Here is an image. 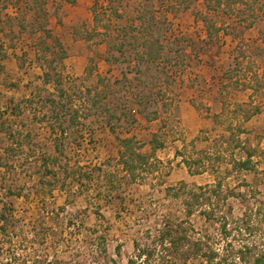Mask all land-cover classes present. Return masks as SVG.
Returning <instances> with one entry per match:
<instances>
[{
    "label": "rangeland",
    "instance_id": "obj_1",
    "mask_svg": "<svg viewBox=\"0 0 264 264\" xmlns=\"http://www.w3.org/2000/svg\"><path fill=\"white\" fill-rule=\"evenodd\" d=\"M29 6L37 13L47 11V20L56 23L49 29L51 38L43 30L23 33L17 18L5 19L15 30L0 38L15 47L35 39L43 77L49 75L46 82L32 74V81L21 84L17 67L3 77L0 69V215L10 202L11 226L17 229H11L12 240L29 264L36 259L128 264L135 255V241L145 245L148 233L156 234L165 219L185 218L182 202L167 196L168 187L185 183L194 189L219 180L222 193H236L227 201L213 197L212 209L226 220L210 222L196 212L191 218L196 234L211 237L221 253L229 249L236 254L251 243L264 247V224L258 216L264 201V88L257 93L246 88L264 75V0H242L233 11L227 7L210 11L205 0H31ZM207 20L227 26L213 42ZM251 21L254 26L249 28ZM144 26L166 45L165 58L157 64L139 59L132 31L123 32ZM69 42L80 46L67 50ZM4 55L0 52V62ZM22 63L19 60V70ZM190 92L198 97L190 101L193 108H186L180 102L190 99L192 94L185 96ZM98 93L105 97L96 103ZM247 103L261 112L244 122L232 112ZM8 105L19 117L3 119L1 109ZM192 118L214 124H202L198 132L197 123L188 122ZM230 124L246 129L240 139L249 138L258 149L256 172H232L231 155L236 159L246 155L224 144ZM156 133L166 143L155 156L158 171L140 173L134 182L118 162V139L134 137L150 153ZM203 149L212 155L209 162L205 158L208 170L191 176L176 152L198 158ZM217 151L222 161L213 157ZM87 172H92L93 181L79 180ZM9 190L20 193V198H7ZM248 206L258 212H253L251 233L241 223ZM3 221L0 216V225ZM34 223L42 225L39 230L44 225L47 240L35 237L34 229L30 232ZM102 235L107 256L98 248ZM4 239L0 236V246L7 248ZM193 263L200 261L189 262Z\"/></svg>",
    "mask_w": 264,
    "mask_h": 264
},
{
    "label": "trees",
    "instance_id": "obj_2",
    "mask_svg": "<svg viewBox=\"0 0 264 264\" xmlns=\"http://www.w3.org/2000/svg\"><path fill=\"white\" fill-rule=\"evenodd\" d=\"M242 0H205L206 7L210 11H218L222 8L227 7V9L233 11L234 8L240 4ZM18 5V4H17ZM94 19H97L98 12L93 9ZM116 16L123 17L121 13H116ZM141 19V17H139ZM10 19V18H8ZM208 24L209 32V42H213L215 37H218L219 34L224 31L227 26L217 25L212 20L206 21ZM23 25V24H22ZM21 25V27H22ZM46 26V25H45ZM254 26V21H251L248 25L249 28ZM132 31V38L135 41L136 51L139 54V59L145 60L150 64H157L164 60L166 54V45L162 41L161 37L153 32L151 27L124 29L123 32L125 35H128V31ZM3 32V29L0 28V33ZM47 38H51V33L48 29L43 30ZM1 41V39H0ZM191 42H194L191 40ZM132 45V44H131ZM14 44H7L6 42H0V52L4 53L7 56V51L14 48ZM121 53L123 49L121 47H115ZM47 49H49L47 47ZM63 59V58H62ZM49 75L46 74L44 81H48ZM259 77H257L258 79ZM261 79L257 80L256 85L246 86L247 89L253 90V93L259 92L264 88V75L260 77ZM92 93V91L90 92ZM97 95V94H96ZM105 97L104 94L98 93L96 103L100 102ZM11 106V105H10ZM9 105L7 106L6 113L10 110L11 113H15L14 109H10ZM107 110V109H106ZM261 108L253 104H238L233 109V115L237 118H241L244 122L250 121L254 116L260 114ZM58 119V116H56ZM220 116H215L214 120H219ZM62 128V127H61ZM55 130V129H54ZM67 131L62 129V135H65ZM227 132L229 133L228 138L225 139L224 144H228L229 148L234 150H242L246 157L236 159L231 155L230 164L233 167V171H254L258 170L257 162L254 161L255 156L258 154V149L254 148L251 140L249 138L241 140L240 137L243 134H246L247 131L241 125L230 124L227 127ZM227 140V141H226ZM119 141V164L123 167L124 171L130 176L131 180L136 182L140 173L145 171L154 172L158 171L156 166L159 161L155 159L156 153L158 150L165 148V141L161 140L160 136L156 133L153 135L150 141L151 151L150 153H145L143 151L144 145L134 137H125L118 139ZM220 140L216 141L217 142ZM195 143H192L194 146ZM195 147V146H194ZM202 156L195 158L194 156L186 157L182 151H177V156H182V163L186 166L188 173L191 176L203 175L207 172V162L212 159V155H208V150L203 149L201 152ZM213 157H216L218 161L224 159L222 153L216 152ZM50 159H46L49 161ZM45 161V166L47 168L48 163ZM149 169V170H148ZM100 173L103 172L102 168H99ZM50 174L55 172L49 171ZM230 174V173H229ZM79 178V175H76ZM100 176V175H99ZM93 181L92 172H87L83 174V177H80L79 180ZM223 183L222 181H216L213 185L198 186L194 189H190L187 184L182 183L180 186L168 187L166 189L167 196L180 200L184 206L185 218L184 219H165L163 221L162 228L157 231L156 234L148 233V243L145 245L135 241V255L128 259V264H153V262H158V264H189L190 261L199 260V264H264V247L255 245L254 243L241 246L237 253L234 254L229 249L226 251L228 253H221V251L215 248L211 243V237L207 235H198L196 234L195 225L192 223L191 218L195 215L196 212H199L207 221L226 220V217H217V213L212 209V200L214 199H223L227 201L230 197L235 196L233 190H228L226 193H222ZM21 194L16 191L9 190L6 193L7 198L18 197L20 198ZM243 196V195H241ZM260 212L258 216H261L260 223L264 224V201L260 204ZM63 210V209H62ZM253 212L258 214L257 211L250 206L246 207L245 214L241 219V223L244 226V230L248 233L252 232L251 229V218ZM14 213L13 205L8 202L5 204L3 209V215H0L4 221L0 225V236L5 237L9 246H0V264H29L28 257H25L21 254L18 249L19 246L15 245L13 242L11 229L17 230L16 226H11L12 222L10 219ZM227 222L222 223L223 231L228 238L230 232L227 230ZM42 225L35 226L32 225L31 231L34 229L35 237L39 238L41 241L48 239V233L43 232L38 229ZM24 237H28L24 234ZM197 237H196V236ZM4 239V240H5ZM100 240L103 241L98 248L100 253H105L107 256V249L105 246V237L102 235ZM24 242V241H23ZM22 242V244H23ZM24 245V244H23ZM119 253V249H118ZM33 264H64L63 261L55 259H36ZM194 264V263H193Z\"/></svg>",
    "mask_w": 264,
    "mask_h": 264
},
{
    "label": "crops",
    "instance_id": "obj_3",
    "mask_svg": "<svg viewBox=\"0 0 264 264\" xmlns=\"http://www.w3.org/2000/svg\"><path fill=\"white\" fill-rule=\"evenodd\" d=\"M45 2H47L48 0H44ZM29 2H31V0H0V28L3 29V32L0 33V38L2 37L3 33H11V30H15L14 26L11 27V25H8L5 22L6 18H17L18 20V24H19V29H23V33L25 32H36L39 34H42L43 32L41 30L44 29H51L52 27H55L56 23L50 19L47 20V18L49 17V15H47V11L46 13H37V9L30 8L29 6ZM17 3H19L20 5H17ZM23 3V4H22ZM45 8V5L43 8H40V10H43ZM69 7H67L68 9ZM80 12H82V9L79 8ZM84 11V10H83ZM88 11L82 12L81 14H86L87 15ZM11 13V14H10ZM31 18L32 21L31 23L26 21V19ZM50 23V25H49ZM23 24V25H22ZM52 24V25H51ZM22 25V27H21ZM40 26H43L42 29L39 28ZM46 25V26H45ZM58 32H61L58 29ZM19 33V31H18ZM35 39H30L29 42L25 43V44H21L18 45L10 50L7 51V56H3V60L0 62L1 63V77H3L4 72H6V70H9L11 68H16L17 71V75L20 76L23 80V82L21 84H26L29 83L30 81L33 80V77H31L32 74H36L38 76V80L39 81H43L44 79V74H43V70L41 68V66L39 65V58L41 56L40 54V50H38L37 47V42L35 41ZM73 42V41H72ZM72 42H69V45L66 46L67 50L72 49L74 46L79 47L80 44L79 42H76V44H73ZM12 43H9V45ZM31 50H34L35 52L32 54ZM19 60L23 61L24 63H22L23 67L22 70H19L18 68V62ZM63 61H67V59H64ZM39 63V64H38ZM12 72V71H11ZM4 92V91H3ZM11 94V93H10ZM192 94L189 98L190 99H186L188 97H186L185 99L183 98L181 100V104L180 105H184L186 108L191 106L190 105V101L194 98L198 97V94L193 92V93H185V96H188ZM25 98H28V95L25 96ZM188 101V103H187ZM192 107V106H191ZM193 108V107H192ZM6 108H2V113L3 115V119L5 118L4 116L8 115L9 118H16L19 117V113L15 112V113H11L10 110H8L9 112L7 114L5 111ZM219 113V112H218ZM11 115V116H10ZM195 116L198 117L199 113H195ZM211 121V120H210ZM208 120L205 119H200L198 120V118H192V120H188V122H193V123H197V127L198 128V132L202 127V124H206L208 123L210 124H214L213 122L211 123ZM194 126H196L194 124ZM195 137V136H194ZM193 137V138H194Z\"/></svg>",
    "mask_w": 264,
    "mask_h": 264
}]
</instances>
